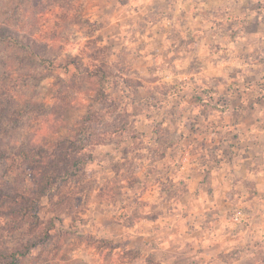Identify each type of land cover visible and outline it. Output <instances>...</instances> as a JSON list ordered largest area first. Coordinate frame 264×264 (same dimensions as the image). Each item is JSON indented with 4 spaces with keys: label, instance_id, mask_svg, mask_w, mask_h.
<instances>
[{
    "label": "clouds",
    "instance_id": "9594fccd",
    "mask_svg": "<svg viewBox=\"0 0 264 264\" xmlns=\"http://www.w3.org/2000/svg\"><path fill=\"white\" fill-rule=\"evenodd\" d=\"M6 26L0 93L32 109L0 122V264H264V0H28Z\"/></svg>",
    "mask_w": 264,
    "mask_h": 264
},
{
    "label": "rangeland",
    "instance_id": "374dc122",
    "mask_svg": "<svg viewBox=\"0 0 264 264\" xmlns=\"http://www.w3.org/2000/svg\"><path fill=\"white\" fill-rule=\"evenodd\" d=\"M35 2H38V0H35ZM27 5L28 0H0V25H5L3 27H0V39L6 40L8 38L7 34H9V32L15 33L18 40L21 39L19 33L15 32L13 29L7 27L6 25L20 24L24 19V11L27 9ZM24 43H29L26 37L24 38ZM37 51H42V49L37 48ZM23 62L24 61L22 59V63ZM2 63L3 61L0 60V64ZM0 97H3L2 99H0V122L11 120L13 127L21 125V117L26 111L31 110L32 106L28 105L25 109L13 111V102L10 100V98L3 96V93H0ZM10 112L12 113L11 116L9 115ZM4 131L7 132L8 130L4 129ZM5 155L6 153L0 151V167H2V160ZM37 163L39 162L37 161ZM6 172L7 169L5 168L4 174H6ZM0 181H2V185H0V206L4 204L14 203L17 196L19 195V192H17L16 190L17 186L14 184H10L6 179H3L2 175H0ZM25 204H27V201H25ZM19 207L20 206L18 205L17 209ZM17 209H14V211H16ZM149 261L151 264V258H149Z\"/></svg>",
    "mask_w": 264,
    "mask_h": 264
},
{
    "label": "trees",
    "instance_id": "16d2710c",
    "mask_svg": "<svg viewBox=\"0 0 264 264\" xmlns=\"http://www.w3.org/2000/svg\"><path fill=\"white\" fill-rule=\"evenodd\" d=\"M7 37H8V38H9V37H12V38H15V39L18 40L16 34H15V33H12V32H9V34H7ZM2 155H3V153H2Z\"/></svg>",
    "mask_w": 264,
    "mask_h": 264
},
{
    "label": "crops",
    "instance_id": "0c3cea01",
    "mask_svg": "<svg viewBox=\"0 0 264 264\" xmlns=\"http://www.w3.org/2000/svg\"><path fill=\"white\" fill-rule=\"evenodd\" d=\"M237 253H233L232 255H236Z\"/></svg>",
    "mask_w": 264,
    "mask_h": 264
}]
</instances>
